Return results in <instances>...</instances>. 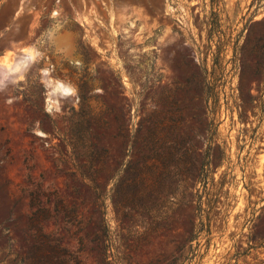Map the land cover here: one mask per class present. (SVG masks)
Here are the masks:
<instances>
[{"label": "rangeland", "instance_id": "1", "mask_svg": "<svg viewBox=\"0 0 264 264\" xmlns=\"http://www.w3.org/2000/svg\"><path fill=\"white\" fill-rule=\"evenodd\" d=\"M0 71V264H264V0H0Z\"/></svg>", "mask_w": 264, "mask_h": 264}, {"label": "bare ground", "instance_id": "2", "mask_svg": "<svg viewBox=\"0 0 264 264\" xmlns=\"http://www.w3.org/2000/svg\"><path fill=\"white\" fill-rule=\"evenodd\" d=\"M29 51V50H28ZM25 53V52H24ZM17 54V53H16ZM29 55L32 54L31 50L28 52ZM24 56V55H23ZM34 56V55H33ZM7 60V59H6ZM27 59L26 57H21V56H12V59L11 60H7L6 63H4L5 66L7 69L10 70V73L12 74V77L15 78L21 74L24 73L25 69H26V66H25V63H26ZM28 66V65H27ZM3 70V69H2ZM1 70V71H2ZM29 70V69H28ZM0 71V72H1ZM0 75H3L2 73ZM6 75V74H5ZM23 76V75H22ZM16 79V78H15ZM19 79V78H17ZM54 80V79H53ZM16 81V80H15ZM55 81V80H54ZM52 82V80H51ZM55 85L56 87H58L59 89H61V87H71L67 82L63 81V80H56L55 82ZM62 92V91H61ZM51 95V94H50ZM55 95V94H54ZM64 95V94H62ZM52 96V95H51ZM61 96V95H60Z\"/></svg>", "mask_w": 264, "mask_h": 264}, {"label": "clouds", "instance_id": "3", "mask_svg": "<svg viewBox=\"0 0 264 264\" xmlns=\"http://www.w3.org/2000/svg\"><path fill=\"white\" fill-rule=\"evenodd\" d=\"M27 59L31 60V59H33V57H32L31 55H29V56L27 57ZM60 90L62 91V93H63L65 96H67V95H75V93H76V90H75V88H73V87H61ZM38 134H39V133H38Z\"/></svg>", "mask_w": 264, "mask_h": 264}, {"label": "trees", "instance_id": "4", "mask_svg": "<svg viewBox=\"0 0 264 264\" xmlns=\"http://www.w3.org/2000/svg\"><path fill=\"white\" fill-rule=\"evenodd\" d=\"M55 264H63V261L61 260V258H59L57 261H55Z\"/></svg>", "mask_w": 264, "mask_h": 264}]
</instances>
